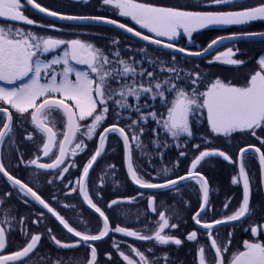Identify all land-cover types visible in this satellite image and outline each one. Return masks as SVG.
<instances>
[{
  "label": "snow or ice",
  "instance_id": "1",
  "mask_svg": "<svg viewBox=\"0 0 264 264\" xmlns=\"http://www.w3.org/2000/svg\"><path fill=\"white\" fill-rule=\"evenodd\" d=\"M79 2L88 3L89 0H79ZM101 3L116 10L120 17L130 18L141 28L154 33L155 37H167L168 40H175L183 32L191 42L193 33L210 26H239L256 21L264 22V0L255 6L227 11L195 10L196 6L192 4L158 6L138 2V0H101ZM211 3L238 7L234 0H211ZM25 6H30L40 13L61 20L93 21L99 24L114 25L152 44L174 49L181 53H185L187 50L182 47L177 48L172 43H164L160 39L143 35L140 31L103 15H64L42 6L36 0H24L23 4L22 0H0V82L15 85L17 81H26L16 87H0V146L11 145V148H15L19 152L15 139L16 126L24 130V140L34 141L35 135L39 134L41 143L37 146L38 153H41L43 157H49L51 162H41L39 154L24 161L23 154H20V163L45 171L60 169L59 177L63 178V174L69 171L68 167L61 169L65 160L69 156H77L86 149L84 138L87 141H92L94 136H99L98 146L82 167L80 179L77 181L78 192L77 188L70 190L77 192L89 208L99 214L102 227L96 234L80 231L73 227L37 191L11 175L6 169L3 159H0V174L6 177L13 187L18 188L23 197H30L31 200L47 209V212L55 217L68 234L79 238L72 243H66L51 234V229H47L55 245L62 249H73L81 244L87 245L90 248V254L84 264H98L97 248L91 246L89 242L102 241L112 231L137 240H154L156 244L174 245L177 248L182 246L185 241L196 242L198 264H264V242L245 240L242 250L237 249L229 254L231 239L223 244L217 239V226L240 221L251 215L253 211L250 207L253 189L245 164V158L249 152L258 159L261 173L260 186L264 189V151L261 150L264 147V137L258 135L257 132V130L264 132V56L258 59V69L249 74L243 85L215 78L207 82L201 91L199 87L203 83L201 73L187 72L182 77V70L174 66L175 56L172 57L173 66H165L164 62L160 61L159 71L171 74L167 78H160L156 73L147 69L141 68L138 72L134 67L136 61L129 63L120 58L119 51H112L109 55L103 47L97 46L94 42L82 38H54L26 30L18 25H34L36 22L24 15ZM40 26L54 27V25L42 24ZM245 36L264 37V32H247L240 35L217 37L208 44L204 52H208L224 40H238ZM111 43L117 45L119 41L113 40ZM60 49H62V55H52L50 59L46 56V54L55 53ZM202 54L199 51L187 52L189 56ZM235 54L233 48L229 47L226 52L215 56L214 60L233 66L244 64L245 61L233 58ZM111 57L116 59L113 60ZM149 63L154 65L156 61L149 60ZM74 65L86 66L87 71L79 70ZM145 75L149 78L147 84L136 79L137 76L144 77ZM185 79L186 83H182L181 81ZM166 93L171 96L170 99ZM142 96L145 97L143 104L139 103ZM129 97H133L137 103L130 104ZM157 97L162 104L166 105V117L156 111L146 114L141 112V108L150 106L147 103L148 99L155 101ZM110 102L115 105L116 109H130L140 114L139 120H132L131 124L126 126L127 131L126 127L113 123L103 128L102 132L97 133V129L101 127L110 112ZM13 111L19 117L18 125H14ZM113 112L117 119L122 115L120 111L113 110ZM205 113L211 134L218 137H231L233 133H249L259 141L260 146L250 144L239 148L237 159L234 160L223 150L215 148L199 150L200 145H195L198 154L191 160L185 175L171 178L169 177L171 170L162 167L160 173L165 177L162 182H152V179L158 177L145 179L135 165L132 147L134 143L135 149L139 150L141 156L149 155L145 151L147 146L141 140L145 129L139 126V121L147 123L150 116L164 132L174 140H178L181 136L192 137L194 135L192 118ZM158 115L161 116L160 119H157ZM26 125L31 126L32 131H28ZM151 131L154 136L159 135L156 129H151ZM113 133L123 141L127 176L132 183L140 188L168 189L179 193L183 181H195V184L199 186L198 191L202 195L198 209L191 219L195 225L205 230L201 236L206 239V245L199 244L197 230L187 233L185 239L165 233L166 229H178L179 227L178 223L170 222L171 217L165 211L157 213L159 219L152 234H142L120 225L110 227L109 217L105 210H102L94 202L89 194L88 184L90 169L104 153L108 136ZM151 143L156 147L160 146L159 140L153 139ZM179 155L184 157L186 153L181 151ZM210 158H222L223 161L237 167L238 172L232 175L230 182L233 186L242 185V199L231 214L207 221L203 217L210 211L214 212V209L210 204L209 181L202 172L198 171V167ZM176 166H178V162ZM110 167L115 168L114 165ZM112 175H115L114 171ZM146 175L151 177V173H146ZM48 183H52V181L49 180ZM5 195L10 196L11 193L8 192ZM141 195L143 194L141 193ZM124 199L127 202H134L136 197ZM155 200V196H149L147 201L149 209L153 212H157ZM23 202L29 203L27 199ZM121 202H123L121 199H112L107 204V208L112 209ZM3 203V199H0V204ZM230 204L231 198H227L222 205L223 209L227 210ZM64 206L75 207L74 205ZM122 214L126 215L127 213ZM39 215L42 217L44 214L40 213ZM177 218L179 217L177 216ZM0 223H6L9 228L11 227V219L7 216ZM20 223H24V218H21ZM33 223H38V221H33ZM7 231L8 229L4 226H0V264H29L38 249L42 235L29 233L22 228L21 232L25 237L24 245L9 253L6 252ZM250 231L251 235L256 237L260 231H264V226H252ZM113 247L117 249L125 264H153V261H150L145 253L136 247L129 246L131 253L138 257V260L134 259L133 255L121 251L116 243H113ZM209 251L211 258L207 255ZM108 259H112L111 254H108ZM163 259L167 262L169 257L165 255ZM56 264H60V261H57ZM74 264H79V261H75Z\"/></svg>",
  "mask_w": 264,
  "mask_h": 264
},
{
  "label": "flooded vegetation",
  "instance_id": "2",
  "mask_svg": "<svg viewBox=\"0 0 264 264\" xmlns=\"http://www.w3.org/2000/svg\"><path fill=\"white\" fill-rule=\"evenodd\" d=\"M36 2L40 3L44 7L49 8L50 10L60 12L64 15H103L106 18L115 19L120 23H124L128 27H132L144 35L174 43L177 46L182 47L181 45L177 44L181 43L180 41L183 40L182 36H178L179 38H176L175 40H168L167 37H155L154 33H150L147 31V29L141 28L130 18L120 17L116 10L110 6L103 5L101 0H89L88 3H82L79 2V0H36ZM138 2L150 3L153 5H163L162 0H138ZM23 3L24 1L22 0V4ZM24 15L36 22L34 25H18L25 28L26 30H32L36 34L52 36L54 38H82L94 42L97 46L103 47L105 52L109 55L112 51H119L120 58L127 60L129 63L136 61L137 63L134 64V67H136L138 72L141 68H143L147 69L148 71H153L160 78L168 77L167 72L159 71V66H161L160 59L162 58V54L160 53L163 51L147 46L136 39H133L128 34H125L113 27L89 23L57 22L38 14L28 6H25L24 8ZM41 24L54 25V27H41ZM263 31L244 32L240 30L230 34ZM113 40H118L119 43L117 45H113L111 43ZM252 42L256 44L259 42L264 44V41H240L234 44L252 45ZM184 44L188 45L190 48H194L196 42L195 40H191V42H184ZM259 47L260 46L258 45L256 46V48ZM261 47L259 49H261ZM220 49L221 48L215 50L208 57L210 58V56L219 55L217 52ZM147 50L153 53V56H145L144 54ZM244 50V48L241 49L240 53H247ZM52 55H62V49L57 50L55 53L46 54L49 59L52 57ZM111 58L113 60L116 59L115 57ZM149 60L156 61V64H150ZM246 63L247 61H245L244 64ZM244 64L237 66V68H240ZM74 67L82 71H87L86 66L83 65H74ZM136 79L138 81L144 82L145 84H147L149 80L146 75L144 77L137 76ZM23 82L26 81H17L15 85H9L4 82H0V87H16ZM129 82H131L130 79ZM166 95L169 94L166 93ZM144 102L145 97L142 96L139 103L143 104ZM129 103L135 105L137 101L133 97H129ZM147 103L150 106L147 108H141V112L145 113L146 111L149 112L154 109H156V112H158L156 107L158 106L161 108L162 105L159 97H157L155 101L148 99ZM4 107H7V105H4ZM113 110L120 111L122 113L119 119L116 118ZM139 115L140 114L130 109H116L115 105L110 102V112L101 127L97 129V133L102 132L103 128L108 127L113 123H118L119 126L126 127L127 125L131 124L132 120H139ZM13 116L14 125H18L19 117L14 113V111ZM192 122V124H196L197 120ZM139 126L145 129V133L141 137V140H143L144 144L145 140L147 139L150 140L148 143H151V140L153 139L161 141L160 134L162 132L166 133L160 129L157 122L153 121L151 117L150 120L147 119V123L144 121H139ZM25 127L28 131H32L31 126L26 125ZM151 129H156L159 135L154 136ZM127 130L128 129L126 127V131ZM257 132L258 135L264 137V132L259 130H257ZM24 135V130L19 126H16L15 139L16 147L19 149V152H17L15 148H11V145L0 146V159H3L6 169L11 175L20 179L22 182L28 184L35 191H37L38 194L41 195V197L45 199V201L55 208L61 215H63L73 227H76L80 231H89L92 234L98 233L102 227V220L90 208H88L83 198L77 194V181L80 179L83 165L87 163L95 148L98 146L99 136H94L92 141H87L86 138H84L87 145L86 149L81 151L77 156H69L65 160V163L61 165V169L63 167H68L69 171L63 174V178H60V169L45 171L36 169L35 166L20 163V154H23L24 161H28L32 159L34 155L39 154L41 155V162H51L49 157H43L41 153H38L37 146L41 143V137L39 134L35 135L34 141L24 140ZM243 141H245L243 142L245 144L243 147L250 144L260 146L259 141L251 135L244 138ZM191 142H196V136L191 137ZM228 149L220 150L225 151L227 154L232 156L234 160L237 159L234 157L235 148ZM261 150L264 151V147H262ZM145 151L147 152V149ZM192 154L186 155L184 162H181L179 157H177L176 165L178 162V166L176 167V171H172L171 178H175L177 175L186 174V171L190 166V162L195 156L194 153ZM142 157L143 159L147 158V156ZM211 162L214 164L211 165ZM248 162H250V167H247ZM229 164L230 163L223 161L222 158H210L206 162H203L202 166L198 167V171L202 172V174L209 181L211 188L210 204L214 209V212L210 211L206 216L203 217L204 220L211 221L213 219L222 218L231 214L239 206V203L242 199V185H231V177L232 175L237 174L238 169L237 167L233 166V164ZM245 164L246 170L249 172L251 178L253 189L250 203V207L253 209V211L251 215L247 216L241 221L217 227V239L221 244L225 243L228 239H231L229 254L236 251L237 249L242 250V244L245 240H258L260 242H264V231H260L256 237H253L250 231L252 226H264V189H262L260 186L261 173L258 165V159L254 157L253 153L249 152L245 158ZM112 165H114L119 173H121V179H119V174L115 173L114 176L112 175V170H114L112 167H110ZM218 165L220 168H218ZM100 170H102V173H100L98 177L97 171ZM217 171L219 173H217ZM156 172L157 171H152L151 169L150 171H142L146 178L148 176L146 173H153L155 175ZM215 173L219 175V181L214 180L213 177L216 175ZM108 177H111V183L109 186V191L111 194H108L106 189L104 190L106 185L109 183L107 181ZM49 180H51L52 183H48ZM101 181H103V183H101ZM116 181L119 183H116ZM253 181L256 184V190H254ZM72 188H77V192H71L70 190ZM198 189L199 186L195 184V181L186 180L181 183L179 193L170 191L168 189L157 190L154 192L139 190L131 183L130 178L127 176V170L124 163L123 141L118 137L117 134L114 133L109 134L105 151L99 158L95 168L91 171L88 184L89 194L92 196L94 202H96L98 206L102 208V210H105L106 215L109 217L110 227L120 225L121 227L141 232L142 234H152L155 229L156 222L159 219L157 213L159 211H165L166 214L171 217L170 222L178 223L179 225L178 229H166L165 233L174 234L181 239H185L187 233L197 230L199 244L206 245V239L201 236L205 230L195 225L191 219L192 215L198 209L200 196L202 195L199 193ZM8 192L11 193L10 196L5 195V193ZM113 192L115 195H112ZM141 193L143 195H141ZM215 193H218L219 196L218 203H216L215 198L217 195H215ZM149 196L156 197L155 207L157 212H153L151 209H149L147 203ZM130 197H136L138 199H136L134 202H127L124 199ZM227 198H231V204L227 210H224L222 205L225 203ZM0 199H3L4 201L3 204H0V222H3L6 216L11 219L10 228L8 224L0 223V226H4L6 229H8L6 236V252L10 253L12 251H16L24 245L25 237L21 232V229L23 228L29 233H40L42 235L38 249L33 254L29 264H56L57 261H60V264H74L75 261H79V264H84V262L88 259L90 248L87 245L81 244L79 247L73 249H62L56 246L51 240L47 229H51V234H54L58 239L66 243H72L79 238L72 237L71 234H68L67 231L63 229V226L60 225L55 219V217L48 213L47 210L41 205L31 200L30 197H23L18 188L13 187L11 183L7 181V178L2 174H0ZM25 199H27L29 203L25 204L23 202ZM112 199H121L123 202L115 205L112 209H108L107 204ZM64 205H74L75 207H65ZM136 208L146 210L148 215L140 217L133 214L138 211ZM40 213H43L44 215L41 217L39 215ZM122 213L127 214L124 215ZM177 216L179 218H177ZM21 218H24L23 224L20 223ZM33 221H38V223H33ZM229 233H231V236H229ZM215 234L216 232L214 230V235ZM113 243L119 245V249L121 251H124L126 254L133 255V258L137 260L138 257H135L134 254L131 253L129 246L138 248L140 251L145 253L150 261H153V264H157V262L158 264H198L196 242L185 241L182 246L177 248L174 245L156 244L154 240H137L133 237H127L121 233L112 231L109 232V235L103 241L89 242L91 246L97 248L98 264H125V262L119 256L117 249L113 247ZM149 249H151V251H149ZM108 254H111L112 259H108ZM165 255L169 257L167 262L163 259ZM207 255L209 258H211L210 251L207 253Z\"/></svg>",
  "mask_w": 264,
  "mask_h": 264
},
{
  "label": "rangeland",
  "instance_id": "3",
  "mask_svg": "<svg viewBox=\"0 0 264 264\" xmlns=\"http://www.w3.org/2000/svg\"><path fill=\"white\" fill-rule=\"evenodd\" d=\"M162 2H163V6H174V5H180L181 3L182 4L189 3V4L196 6L198 8V10H202V11H214V9H215V8H212V5L215 6V4H212L211 0H162ZM185 2H187V3H185ZM245 5L246 4H244L243 7H245ZM248 5L251 6L250 3ZM158 6H161V5H158ZM219 9H220V11H225V10H231L234 8L227 5L224 7H220ZM201 30H203V29H201ZM201 30L193 33L191 40H196L197 34L202 32ZM221 33H222L221 31H218V33H216L215 35L221 34ZM179 36L183 37V40L181 41V43L179 45H181L183 48H185L187 50L195 51L194 48L192 49V48L188 47V45L184 44V42L189 41V38L186 35H184L183 32H181ZM177 38H179V37H177ZM257 45L260 47L261 46H263V47H261V49H259L260 47L256 48ZM229 47L233 48V51L236 53L233 58L240 59L243 61H247L246 64H244L240 68L235 69V70H238L239 72L234 71V69H231V68H235L233 65H225L224 67H220L218 69V72H217V70L215 71L213 68L210 67L211 65H213V63L214 64L220 63L219 61H214L215 56H210V58L208 57L207 59L205 58L202 60H191V59L188 60V58L183 59L179 56L177 57V55H173V54H169V53L164 52L160 61H163L165 66H173L172 57L175 56L176 62H175L174 66L177 69L182 70L181 71L182 77H184V74L187 72H193V73L199 72V73H201V75L203 76V83H201L199 85L201 91L204 89V85L207 82H209L215 78H220V79L224 80L225 82L230 81L231 83L236 84V85H243L246 82V79L248 78L249 74L258 69V59L260 57L264 56V44L260 43V42L258 44L252 42V45L231 44L229 46L221 48L217 53H219V54L224 53L227 51V49ZM243 48L245 49L244 51H246L247 53H243V52L240 53V50ZM148 50L145 52L144 55L147 57L153 56V53H151ZM197 51H199V50H197ZM217 53H215V54H217ZM192 61H195V62H192ZM210 61H213V62L210 63ZM204 66H206L205 69H203ZM160 67L161 66H159V68ZM229 67H231V68H229ZM214 72H217L218 74L215 75V74H213ZM237 72L241 76L240 79H235V75L238 76L236 74ZM167 75L169 76L170 74L167 73ZM181 82L186 83V79L184 81H181ZM156 108L158 110L159 107L157 106ZM151 111H156V109L151 110ZM151 111H149V112H151ZM146 112H148V111H146ZM146 112H145V114H146ZM198 117L200 119H197L196 124H192L193 125V133H194L193 136L194 137L196 136V142H191V137H187V136H181L178 140H174L173 141V146H174L173 149L175 150L174 156H175V154L179 155V153L181 151L185 152L186 155L194 153L195 150L197 151V148L195 147V145H200V148H201V144H202L201 141L203 142L205 148L228 149V148L232 147V148H235L234 151H236V149L239 147V142H238L239 140L238 139L241 138L244 140V138H246L247 136L250 135L249 133H233L231 137L215 136V135L211 134V132L208 128L207 120H206V113L204 115H198ZM157 119H160V117L159 118L157 117ZM191 123H193L192 120H191ZM198 139H201V140H198ZM144 140H145V138H144ZM149 141H150L149 139L145 140L146 146H147V143ZM132 147H133L135 165H136L137 169L141 172L142 175H144L142 173V171H150L152 166L154 167L153 171H157L155 175L152 173L151 177L147 176V178H146L144 175V178L145 179H152V177H158L157 179H152V182H162V180L165 177H163V174L159 172L161 169L160 163L159 164L157 163L156 165H152L153 162L160 159L159 157L162 154L161 149L160 150L157 149V152H156L157 154H154L153 152L147 151L149 155L147 156L146 159L145 158L142 159L141 158L142 156L140 155L139 150L135 149V144L132 145ZM175 147H176V149H175ZM155 150H156V148H155ZM232 154H233V152H232ZM234 154H235L234 157L237 158L238 152L234 153ZM179 157H181V156L179 155ZM161 158H162V155H161ZM213 164L214 163L211 162V165H213ZM229 165H231V164H229ZM247 167H250V162H248ZM218 168H220L219 165H218ZM112 171H114V173H116V174H119V179L122 178V175H121V173H119L117 168H114V170H112ZM249 171H253V170H249ZM100 173H102V170L97 171L98 177H99ZM217 173H219V172L217 171ZM171 174H172V171L169 172V177H171ZM110 178L111 177H108L107 181L109 183L104 188V190L105 189L107 190L108 194H111V192L109 191V186L111 183ZM213 178L215 181H219V175L216 174ZM116 183H119V182L116 181ZM255 185L256 184L254 182V190L257 189ZM112 195H115L114 192L112 193ZM139 195H137V196H139ZM215 195H217L215 199H216V203H218L219 202L218 193H215ZM136 199H138V198H136ZM161 199H164V198H161ZM136 209H138V211H136V213H133V214L138 215L140 217H144V216L148 215L146 210H141L140 208H136Z\"/></svg>",
  "mask_w": 264,
  "mask_h": 264
},
{
  "label": "trees",
  "instance_id": "4",
  "mask_svg": "<svg viewBox=\"0 0 264 264\" xmlns=\"http://www.w3.org/2000/svg\"><path fill=\"white\" fill-rule=\"evenodd\" d=\"M250 1V2H249ZM234 2L235 3H237L238 4V7L237 8H234V9H231V10H239V8H241V7H243V5L244 4H246L245 5V7H248L249 5V3H250V5L251 6H255L256 4H258V3H260V2H262V0H234ZM185 3H187V2H185ZM189 3H187V4H180V5H188ZM161 6H163V5H161ZM224 6H227V5H212V8H215L214 9V11H220V7H224ZM240 6V7H239ZM195 10H198V8L196 7V9ZM225 11H227V10H225ZM240 30H244L245 32L246 31H263L264 30V22H261V21H256V22H251L250 24H248V25H239V26H235V25H228V26H210V27H208V28H206V29H203V30H201L202 32L201 33H199V34H197V36H196V40H195V42H196V44H195V47H194V49L196 50H202V49H204L213 39H215V38H217V37H220V36H222V35H226V34H230V33H234V32H237V31H240ZM218 31H221L222 33L221 34H217V35H215L216 33H218ZM181 42V41H180ZM177 44H180V43H177ZM193 49V48H192ZM196 50V51H197ZM159 53H160V51H159ZM166 53V52H165ZM160 54H164V52H161ZM178 57V56H177ZM179 57H181V58H183V59H185V57H182V56H179ZM187 59V58H186ZM188 60H190V59H188ZM192 62H195V61H192ZM225 65L224 64H222V63H218V64H214L213 63V65H211L210 67L211 68H213L215 71L217 70V72H218V69L220 68V67H224ZM235 68H231V67H229V68H231V69H234V71H238V70H235V69H237V66H234ZM206 68V66H204L203 67V69H205ZM217 72H214L213 74H218ZM239 72V71H238ZM236 73L238 76H236L235 75V79H240L241 77H240V75H239V73ZM212 75V74H211ZM236 81V80H235ZM169 99L171 98V96L170 95H166ZM158 114H162V116H166V105H164V104H162L161 105V108L159 107L158 108V112H157ZM161 118V116L160 115H158V118ZM148 119L150 120V117H148ZM197 119H200L198 116L197 117H195V118H192V121H194V120H197ZM161 129V128H160ZM161 135V141H160V146L159 147H156L154 144H152V143H147V147H146V149H147V151H149V152H153L154 154H157L156 152H157V149L158 150H160L161 149V151H162V158H161V155H160V159H158V160H156L155 162H153L152 163V165H156L157 163L159 164L160 163V167L162 168V167H167V168H169L171 171H176V159H177V157H179V155H177V154H175V156H174V152H175V150L173 149V141H174V139L171 137V136H169L167 133H161L160 134ZM239 141V147L236 149V151H235V153H237L238 152V149L239 148H241V147H243L245 144L243 143V142H245V141H243V139H238ZM165 144H167V146H165ZM155 148H156V150H155ZM230 148H232V147H230ZM171 149V150H170ZM175 149H176V147H175ZM203 149H205V146H204V144H203V142H202V144H201V148L199 149V150H203ZM194 154L195 155H197L198 154V150L196 151H194ZM186 156H184V157H179V160L181 161V162H184V160L186 159L185 158ZM149 158V157H148ZM142 159H143V157H142ZM162 162V163H161ZM151 164V163H150ZM153 166H152V168H151V170L153 171Z\"/></svg>",
  "mask_w": 264,
  "mask_h": 264
},
{
  "label": "water",
  "instance_id": "5",
  "mask_svg": "<svg viewBox=\"0 0 264 264\" xmlns=\"http://www.w3.org/2000/svg\"><path fill=\"white\" fill-rule=\"evenodd\" d=\"M24 1V0H23ZM29 8H31L30 6H28ZM32 9V8H31ZM32 10H34V9H32ZM35 12H37L38 14H40V15H42V16H44V17H46V18H49V19H51V20H53V21H57V22H63V23H89V24H99V23H95V22H93V21H78V20H76V21H73V20H61V19H58V18H54V17H49V16H47V15H45V14H43V13H40L38 10H34ZM118 22V21H117ZM118 23H120V22H118ZM100 25H105V26H110V27H113V28H115V29H117V30H119V31H121V32H123V33H125V34H128L130 37H132L133 39H136L137 41H139V42H141V43H143V44H145V45H147V46H150V47H152V48H155V49H157V50H161V51H163V52H166V53H169V54H173V55H178V56H182V57H185V58H188V59H191V60H202V59H204V58H207L211 53H213L215 50H217V49H219V48H222V47H224V46H227V45H231V44H234V43H238V42H240V41H264V37H260V36H245V37H242L241 39H238V40H224L222 43H220V44H218V45H216V46H214L213 47V49H211V50H209L208 52H204V49L206 48H204L203 50H201V51H199V52H201V53H203L202 55H200V56H189V55H187V52H189L190 50H187L185 53H181V52H179V51H176V50H174V49H168V48H164V47H162L161 45H156V44H152V43H150L149 41H144V40H142V39H140L139 37H136V36H134L132 33H128V32H126L124 29H120L119 27H117V26H114V25H109V24H100ZM264 32V31H263ZM144 35V34H143ZM230 35H233V34H230ZM230 35H224L225 37H227V36H230ZM237 35H240V34H237ZM154 39H156V38H154ZM161 41H163V40H161ZM164 43H170V42H167V41H163ZM211 43V42H210ZM172 44H174V43H172ZM174 45H176V44H174ZM208 46V45H207ZM176 47L177 48H181L180 46H177L176 45ZM190 52H197V51H190ZM100 158V157H99ZM99 158H98V160H99ZM98 160H97V162H98ZM97 162L93 165V168L92 169H90V173H91V171L95 168V166H96V164H97ZM125 167H126V165H125ZM126 170H127V168H126ZM90 173H89V175H90ZM130 181H131V179H130ZM184 182V181H183ZM131 183H132V181H131ZM136 188H138L139 190H142V191H150V192H154V191H157V190H163V189H142V188H140L138 185H136V184H134V183H132ZM209 188H210V184H209ZM210 190H211V188H210ZM209 198H210V192H209ZM87 205V204H86ZM88 206V205H87ZM88 208H89V206H88ZM91 209V208H90ZM47 210V209H46ZM94 213H95V211H94V209H91ZM96 215H98L99 216V214L98 213H95ZM242 219H244V218H242ZM241 219V220H242ZM240 220V221H241ZM235 222H238V221H234V222H228V223H226V224H230V223H235ZM222 225H225V224H222ZM219 226H221V225H219ZM218 227V226H217ZM109 235V234H108ZM107 237H105L103 240H105ZM102 240V241H103Z\"/></svg>",
  "mask_w": 264,
  "mask_h": 264
}]
</instances>
